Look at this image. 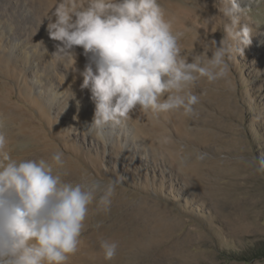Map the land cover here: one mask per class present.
Returning <instances> with one entry per match:
<instances>
[{
  "label": "rangeland",
  "instance_id": "obj_1",
  "mask_svg": "<svg viewBox=\"0 0 264 264\" xmlns=\"http://www.w3.org/2000/svg\"><path fill=\"white\" fill-rule=\"evenodd\" d=\"M37 2L43 8V24L49 23L45 17L55 0ZM159 2L174 31L184 33L179 41L182 55L190 63L197 55L211 58L212 40L219 46L228 22L218 11L228 7L224 0ZM247 7L241 24L252 29V44L242 56L236 51L241 45L229 41L233 51L226 76L211 84L201 79L191 89L199 97L193 115L151 112L172 145L143 143L146 137L141 134L139 158L135 147H95L91 138L76 135L79 125L68 131L32 97L29 83L20 97L18 83L0 73V98L12 109L9 116L0 111V131L11 158L44 157L51 162L60 151L67 160L64 169L75 165L83 171V186L117 181L109 212L98 211L95 201L92 205L108 224L102 231L135 242L122 255L128 264H264V2L255 0ZM76 51L79 58L80 48ZM81 63L84 70L87 58ZM8 67L18 72L15 63ZM25 119L39 124V134L35 125L27 130L45 139L49 156L29 151L32 142L20 131ZM146 154L148 160L143 159Z\"/></svg>",
  "mask_w": 264,
  "mask_h": 264
},
{
  "label": "clouds",
  "instance_id": "obj_2",
  "mask_svg": "<svg viewBox=\"0 0 264 264\" xmlns=\"http://www.w3.org/2000/svg\"><path fill=\"white\" fill-rule=\"evenodd\" d=\"M224 2L228 7L218 11L228 22L219 46L213 39L211 58L197 55L190 63L181 53L184 33L174 31L159 0H55L45 17L49 37L60 42L53 57L63 54L76 70L75 50L83 49L88 63L81 88L95 103L91 127L118 126L137 110L193 115L199 97L191 89L201 79L211 84L226 76L229 41L241 45L236 51L242 56L252 44V29L241 24L247 0ZM6 144L0 131V264H67L78 250L89 205L95 201L98 211L109 212L118 182L73 185L61 179L63 152L51 162L16 161ZM100 247L104 260L112 261L119 245L103 240Z\"/></svg>",
  "mask_w": 264,
  "mask_h": 264
},
{
  "label": "bare ground",
  "instance_id": "obj_3",
  "mask_svg": "<svg viewBox=\"0 0 264 264\" xmlns=\"http://www.w3.org/2000/svg\"><path fill=\"white\" fill-rule=\"evenodd\" d=\"M37 1L0 0V54L3 53L8 58L5 59L0 56V73L13 83H18V85L17 83L15 85H17L16 89L19 90L20 97L26 90L24 85L29 83L32 97H38L46 110L51 115L59 117L61 122L67 126L68 131L72 132L79 125L80 128H78L76 135H83L88 140L91 138L95 142V145H91L95 147H98L100 143L106 149L115 148L118 144L128 150H133V147H135V156L139 158L137 152L142 148L140 145L142 135L146 137L142 139L143 143L151 141L154 146H171L167 134L162 133L164 127L151 112L134 111L128 119L123 120L118 126L108 125L100 129L91 127L95 113V103L91 98L90 90L81 88L83 77L81 79L76 77L77 74L83 71L81 61H84L86 56L83 49L80 48L79 58H77L75 65L76 70H74L72 64L68 63L63 54L53 57L60 42L49 37L48 23H42L44 18L43 8H41L40 2ZM254 1L247 0V6L254 3ZM259 1L264 2V0ZM41 42L43 44H39ZM12 62L18 67V72L15 74L8 67ZM5 86L9 85L5 84ZM4 101L0 98V111L9 116V114H12L10 111L12 109L6 103H2ZM29 122L31 124L25 119L22 127H20L21 133L28 135L32 142L28 145L29 151H41L43 156H49V153L44 149L48 146L45 139L40 138L38 135L32 136L27 130L29 126L35 125V131L39 134V129L36 130L37 126L40 127L39 124L35 123L34 119ZM20 152L16 156L21 155ZM148 157L146 154L143 159L148 160ZM70 167L61 170V179L73 185H82V178L79 175L83 171L75 165ZM94 209L95 206L89 205L78 250L70 256L67 264H128L129 261L124 260L122 255L128 244H135V242L124 235L111 236L107 234V231H102L108 224L104 225L105 219L95 213ZM103 240L115 241L119 245L117 255L112 261L104 260L100 247ZM142 248L144 250L147 247ZM153 249L152 251H154Z\"/></svg>",
  "mask_w": 264,
  "mask_h": 264
}]
</instances>
